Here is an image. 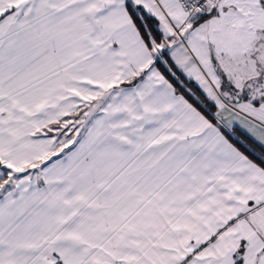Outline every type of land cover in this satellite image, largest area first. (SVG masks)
Instances as JSON below:
<instances>
[{
  "label": "snow or ice",
  "instance_id": "snow-or-ice-1",
  "mask_svg": "<svg viewBox=\"0 0 264 264\" xmlns=\"http://www.w3.org/2000/svg\"><path fill=\"white\" fill-rule=\"evenodd\" d=\"M0 264H264V0H0Z\"/></svg>",
  "mask_w": 264,
  "mask_h": 264
}]
</instances>
